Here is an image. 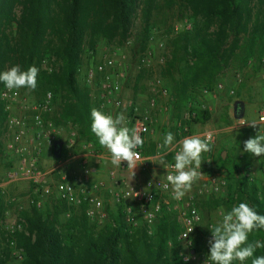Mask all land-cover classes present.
Masks as SVG:
<instances>
[{"label": "trees", "instance_id": "16d2710c", "mask_svg": "<svg viewBox=\"0 0 264 264\" xmlns=\"http://www.w3.org/2000/svg\"><path fill=\"white\" fill-rule=\"evenodd\" d=\"M138 1L0 0V72L15 65L22 71L31 66L39 69L42 57L53 55L60 62V68L49 74L39 72L37 88L42 95L46 91L63 93L59 116L71 121L76 126L77 138L97 151L102 147L90 127L94 107L89 103L87 88L79 87L75 78L80 51L86 39L99 37L123 43ZM176 1L190 12V27L170 41V58L165 63V73L172 81L171 106L175 114L196 87L212 86L216 75L236 52L242 60L260 57L264 35V0ZM156 2L141 1L140 50L145 47L148 21ZM180 63L182 67H178ZM172 71H177L176 78H172ZM192 114L193 123L202 124L209 119L205 110ZM4 117L0 103V127ZM142 151L145 155L151 153ZM241 186L243 192L245 186L243 183ZM54 200L55 204L44 211L30 207L19 213L24 231L13 235L21 253L18 264H163L162 257L166 255L171 257L165 264H179L176 258L179 229L172 215L160 216L153 238L141 231L134 239L124 230L120 215L111 227L93 233L84 217L83 206L74 212L64 202ZM247 202L258 214L264 215V197L258 198L254 187ZM66 209L73 212L61 223L58 216ZM4 211L0 194V222ZM192 234L190 250L197 252L203 246L201 233L194 229ZM257 239H264V230L249 236L250 241ZM254 255H264V248L257 249ZM9 258L12 257L0 228V264ZM247 264H251L250 260Z\"/></svg>", "mask_w": 264, "mask_h": 264}, {"label": "rangeland", "instance_id": "374dc122", "mask_svg": "<svg viewBox=\"0 0 264 264\" xmlns=\"http://www.w3.org/2000/svg\"><path fill=\"white\" fill-rule=\"evenodd\" d=\"M141 1L136 2V12L132 17L128 35L123 43L117 41H106L102 38H93L90 41L86 39L80 51V60L76 72V82L79 87L84 88L83 72L84 70L96 62L101 61L103 55L106 54H123L125 64L121 72L122 92L124 107L113 109L110 114L115 117L117 114L123 113L126 117L124 126L133 129L134 118L139 114L147 112L152 117V123L148 127V132L144 136V145L140 149L150 150L156 154L154 163L157 169H154V164L149 163L148 168L144 173H150L145 177L146 180L161 178L165 172V167L159 164V155L167 153L165 156L168 164L173 160L172 152H178L181 148V141L187 134H199L201 132L211 131L214 134L213 150L210 153L204 154L205 161L201 165L203 177L193 186L183 199H189L192 205L199 212L200 220L194 229L201 233L203 246L197 252L190 250L191 235L188 237L190 245L186 240L180 237L182 230L176 217V212L171 209L167 210L163 201L168 205L174 203V199L170 194H161L157 197L161 206V212L158 214L154 223L144 225L140 217H136V224L130 230L129 235L134 239L139 232L143 231L149 238H153L156 223L163 213L170 214L177 222L179 233L176 237V258L179 264H200L202 259H205L208 264L211 262L207 259L209 254L208 241L211 239L210 229L222 220V212L226 213L233 206L241 202H247L248 194L251 188L254 187L257 191V197H264V156L255 157L250 153L244 152V141L249 138H254L257 133L264 135V123L257 121V112L264 102V70L258 64V58L264 55V35H263V51L261 56L255 55L246 60H242L241 56L236 55L230 59L221 72L214 78L212 86L208 89L196 87L192 92L189 100L183 107L176 112L171 106V87L172 81L169 75L165 73L166 62L170 58V41L176 34L172 33V25L180 23L186 19L190 24V12L177 4L176 0H157L155 9L151 13L148 21V32L146 34V43L143 50L139 48L140 33L143 26L141 16ZM148 51L152 55V62L148 69L137 70L135 59L136 57ZM44 64H39V72L47 74L57 72L60 68V62L50 54L42 57ZM180 63L178 67H182ZM7 67L5 71L9 70ZM172 78L177 77V71H172ZM160 80L161 86L166 90L164 96L154 94L151 91L149 83L154 80ZM216 84L221 88L216 89ZM232 90V94L228 91ZM20 98L25 99L28 103L37 101L42 95V91L36 88L35 91H30L26 88L19 90ZM62 92L53 93L52 109L47 115V119L51 122V126L46 131L53 133L56 141L61 142L63 149L56 156L54 155L53 145L50 146L48 152L49 164L43 170H49L56 164H62L64 171L69 175L70 179L75 181L77 188H85L91 191L103 201V212L106 214V219L102 226L96 227L91 223H87L93 233H98L106 227L114 224V220L121 214L122 206L115 203L111 197V192L114 191L115 178L109 172L112 170L107 167L104 171L106 184L104 182H89L86 180L88 175L82 176L80 166L76 156H84L87 161V168L94 167V164H88V160L95 161L100 154L111 159L110 153L106 149L97 151L89 143L77 138L76 126L69 120L64 121L59 116ZM154 99L155 108L148 109V100ZM235 100L246 103L239 105L236 112H233L232 105ZM93 99H89L92 106ZM93 107V106H92ZM133 107L136 111H133ZM243 111L240 116V110ZM205 110L209 113V119L202 124L193 123L188 115L195 111ZM12 113L21 114L18 106L12 108ZM243 119L248 123H256V127L245 124L239 126L237 120ZM171 132L174 136L173 145L169 148H161L163 140L167 133ZM71 133H75V138L70 141ZM1 143V134H0ZM221 152H224V158L221 159ZM225 159V163L221 160ZM153 166V167H152ZM8 165L0 157V179ZM76 170L73 171V170ZM78 170V172H77ZM154 171H157L155 174ZM75 173V174H74ZM143 173V174H144ZM77 177V178H75ZM104 178V179H105ZM144 178V179H145ZM104 181V180H103ZM244 184L245 189L242 191ZM242 188V189H241ZM31 189V185L26 182H17L4 187L2 200L9 216L19 218V213L28 211L30 207L26 204L25 196ZM14 197L18 199V204L21 209L17 210L13 205L7 204V198ZM23 201V202H22ZM55 200L51 197L45 206L40 210L44 211L55 204ZM129 206L132 205L128 203ZM179 207V206H178ZM134 208H132V211ZM59 214L58 219L62 223L67 217L64 216L66 211ZM77 209L73 211L76 212ZM4 211V212H5ZM69 210L70 214L73 212ZM136 215V214H135ZM24 231V226L21 228ZM25 233V232H24ZM140 235V234H139ZM193 235V234H192ZM263 241L261 239H257ZM3 244L1 247L3 248ZM167 246L170 244L168 242ZM183 253L190 256L187 262L181 256ZM170 255L162 257L163 264L170 262ZM169 260V261H168ZM20 259L15 257L9 258L5 264H18ZM238 264V262H234ZM247 264V261L245 262Z\"/></svg>", "mask_w": 264, "mask_h": 264}, {"label": "built area", "instance_id": "2783aa9c", "mask_svg": "<svg viewBox=\"0 0 264 264\" xmlns=\"http://www.w3.org/2000/svg\"><path fill=\"white\" fill-rule=\"evenodd\" d=\"M189 27L188 21L184 19L182 22L172 25V33L177 34ZM125 59L126 57L121 53L106 54L103 55L101 61L88 66L83 72V82L88 90L89 98L93 99V107L103 111L105 114H110L113 109L124 107L120 69L123 68ZM151 62L152 55L146 50L136 57V69H148ZM40 63L44 64V59ZM258 64L264 70V55L259 58ZM149 86L154 94L160 96L166 94V90L161 86L158 79L152 80ZM215 88L219 89L221 86L216 84ZM228 94H232V90H229ZM52 101V92L46 91L39 100L28 103L25 99L20 98L19 92L8 90L3 83L1 84L0 103L2 104L5 117L0 127V157L8 167L0 179V194L4 193V187L9 184L26 182L31 185L30 191L25 196L26 204L29 207L41 210L45 203L53 197L64 202L69 209L70 207L77 209L83 206L86 220L96 227H100L106 219V214L103 212V201L99 197L93 195L88 189L77 188L75 181L70 179L69 175L65 173V167L62 164H56L49 170L40 168L39 162L43 146L50 147L56 141L53 133L46 131L51 126L47 115L51 112ZM15 106L20 108L21 114L12 113V108ZM154 108L155 101L151 98L148 100V109ZM133 111H136L135 107H133ZM192 115V113L188 115V118H191ZM256 118L259 123H264V102L261 104ZM151 123L152 117L147 111L134 118L133 129L137 130L144 139ZM205 133L207 132L187 134L185 137L199 135L203 138ZM75 135V133H71L70 141L75 138ZM137 151L140 152V149H137ZM175 154L176 151H173V160L168 165L174 164ZM140 155L141 159L137 161V165L139 170L144 171L148 168V162L141 152ZM78 163L81 174L85 177L90 172L87 168L85 157L80 156ZM121 165L127 166L126 162H122ZM169 173H174L172 167H167L161 178L125 184L123 187L114 189L111 192V197L115 203L122 206L119 221L128 233L134 228L137 216L141 218V222L144 225L149 226L156 221L162 206H160L157 199L159 195L170 194L173 198L171 186L169 185V187L165 188L167 183L166 176ZM6 202L13 205L17 210L21 209L18 199L14 197L7 198ZM128 203L132 205L134 212ZM163 204L167 210L173 209L176 212V217L182 230L180 237L185 239L187 244L190 245L188 237L200 220L199 212L189 199H174V203L171 205L163 201ZM7 213V211L4 212L0 228L5 237L10 256L20 259V249L16 247L13 235L21 231L23 220L11 217ZM69 215L70 212L68 210L64 216L68 217ZM192 228L193 230L189 233ZM186 233L189 234L187 238H184ZM200 264H208V262L202 259Z\"/></svg>", "mask_w": 264, "mask_h": 264}, {"label": "clouds", "instance_id": "9594fccd", "mask_svg": "<svg viewBox=\"0 0 264 264\" xmlns=\"http://www.w3.org/2000/svg\"><path fill=\"white\" fill-rule=\"evenodd\" d=\"M38 74L39 69L35 66L22 71L19 65H15L7 71L0 72V82L8 90H16L17 93L21 88L35 91ZM90 115L91 132L97 138L99 145L110 153L112 165L120 167L122 162H126L127 167L134 170L137 167V161L141 159L137 149H141L144 145V139L138 131L124 126L126 117L123 113L113 117L111 114H105L93 108ZM238 121L239 126L245 124L257 126L256 123H248L243 119ZM213 139L214 134L211 131L205 133L203 138L199 135L185 137L181 141L180 150L174 156L175 162L172 165L166 163V152L158 156L160 165L174 169V173L166 176L165 184V188L171 186L173 199H183L204 176L201 165L203 162H211V160L205 161L204 154L213 150ZM173 141L174 136L169 132L160 147L169 148L173 145ZM243 147L244 152L255 157L264 156V135L257 133L254 138L244 141ZM192 230L193 228L189 233ZM261 230H264V215L258 214L246 202L233 206L230 211L222 212V220L210 229L211 239L208 241L207 259L211 264H234V262L245 264L249 260L251 264H264V255H254L257 249L264 248V241L249 240L251 234ZM189 233H186L184 238H187ZM181 256L185 262L191 259L183 253Z\"/></svg>", "mask_w": 264, "mask_h": 264}, {"label": "crops", "instance_id": "0c3cea01", "mask_svg": "<svg viewBox=\"0 0 264 264\" xmlns=\"http://www.w3.org/2000/svg\"><path fill=\"white\" fill-rule=\"evenodd\" d=\"M122 94H123V92H122ZM237 101H239V100H235L233 102V104ZM239 102L240 103L237 105V109L239 108L238 106L240 104L243 105V107L245 105H247L246 103H243L242 101H239ZM232 110H233V105H232ZM242 111H243V108L240 110V113H242ZM233 112H236V110L235 111L233 110ZM144 148H146V151H150V150H147V147H144ZM49 149H50L49 146H46V145L43 146V152H42V156H41V159L39 162L41 169L47 168V166L49 164V160H48ZM62 149H63V145L60 142V147H59L58 153L61 152ZM143 157L146 158V161L148 162V164L153 161L152 164L156 165L154 163V160H153L154 158H156V154L154 152L153 153L151 152L150 154H147L146 156H143ZM76 158L79 159L80 156L78 155V156H76ZM78 159H77V161H78ZM88 164H90V165L92 164V166L94 164V167L90 168L89 176L86 178V180H88L89 182H98V183L104 182L106 184V178H105V176H103L104 171L107 167L111 168L112 170L109 172V174H111L112 177H114L116 180L115 186L113 189L123 187L125 184H133V183H139V182L145 181L146 180L145 177L150 175L149 172L147 174L144 172H141L143 170H139L138 165L134 170L129 169L127 166H123V165H121L120 167H116V166L112 165L111 159L107 156H104L103 154H100L98 156V159L95 161L91 162V160H88ZM154 169H157V165L154 166ZM73 171L76 172L75 169ZM80 171H81V169H80ZM77 172H78V170H77ZM133 172H134V174H133ZM156 172L157 171H154L153 173L155 174ZM75 178H77V177H75Z\"/></svg>", "mask_w": 264, "mask_h": 264}, {"label": "water", "instance_id": "95a60500", "mask_svg": "<svg viewBox=\"0 0 264 264\" xmlns=\"http://www.w3.org/2000/svg\"><path fill=\"white\" fill-rule=\"evenodd\" d=\"M240 102L237 101L233 104V110L235 111L237 109V105L239 104ZM240 116H241V113H240ZM59 147H60V142H55L54 145H53V148H54V155L56 156L58 154V151H59ZM221 159L224 158V152H221V155H220Z\"/></svg>", "mask_w": 264, "mask_h": 264}]
</instances>
